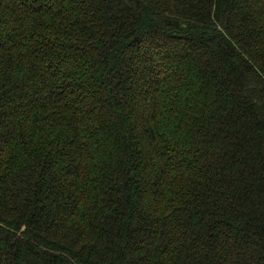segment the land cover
<instances>
[{
  "label": "trees",
  "instance_id": "16d2710c",
  "mask_svg": "<svg viewBox=\"0 0 264 264\" xmlns=\"http://www.w3.org/2000/svg\"><path fill=\"white\" fill-rule=\"evenodd\" d=\"M0 264H264V0H0Z\"/></svg>",
  "mask_w": 264,
  "mask_h": 264
}]
</instances>
